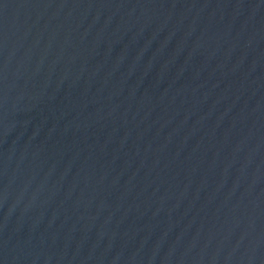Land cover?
<instances>
[{
	"label": "water",
	"instance_id": "water-1",
	"mask_svg": "<svg viewBox=\"0 0 264 264\" xmlns=\"http://www.w3.org/2000/svg\"><path fill=\"white\" fill-rule=\"evenodd\" d=\"M0 264H264V0H0Z\"/></svg>",
	"mask_w": 264,
	"mask_h": 264
}]
</instances>
